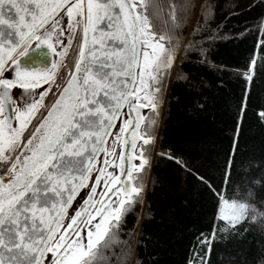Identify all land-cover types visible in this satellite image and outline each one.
I'll return each instance as SVG.
<instances>
[{"label": "snow or ice", "instance_id": "snow-or-ice-1", "mask_svg": "<svg viewBox=\"0 0 264 264\" xmlns=\"http://www.w3.org/2000/svg\"><path fill=\"white\" fill-rule=\"evenodd\" d=\"M215 8L200 2L193 32L211 21ZM196 9L197 0H0V264H106L107 253L115 255L121 225L143 205L177 32ZM37 60L47 63L26 66ZM144 108L155 116L146 117ZM84 189L88 194L74 209ZM243 195L246 200L223 201L232 211L219 218L233 227L249 210L257 213L253 222L264 219L249 203L251 187ZM81 224L87 239L76 231ZM123 243L128 247L118 260L127 264L131 244Z\"/></svg>", "mask_w": 264, "mask_h": 264}, {"label": "trees", "instance_id": "trees-1", "mask_svg": "<svg viewBox=\"0 0 264 264\" xmlns=\"http://www.w3.org/2000/svg\"><path fill=\"white\" fill-rule=\"evenodd\" d=\"M200 2L177 32L143 205L126 217L106 264H123L124 241L127 264H264V219L253 222L249 210L233 227L217 216L219 197L246 200L249 187V203L264 212V0H210L214 17L193 32Z\"/></svg>", "mask_w": 264, "mask_h": 264}, {"label": "water", "instance_id": "water-1", "mask_svg": "<svg viewBox=\"0 0 264 264\" xmlns=\"http://www.w3.org/2000/svg\"><path fill=\"white\" fill-rule=\"evenodd\" d=\"M81 40H82V33H81ZM39 52H47V49H42V50H38ZM52 59V57H51V55L49 54L48 55V60H51ZM45 63H47V61H44L43 63H41L39 60H37V61H35L34 63H29V64H27L26 66H28V67H33V66H35L36 68H38V69H40V68H43L44 67V64ZM24 65H22V67H23ZM73 67H74V65H73ZM14 75V73H9V72H5V76L6 77H9V78H11L12 76ZM150 110V108H144V109H141L140 111L145 115L146 114V112L147 111H149ZM125 112L127 111V109H125L124 110ZM4 115H9V112H8V110L7 109H5V113H4ZM45 115H46V113H45ZM133 115H135V114H133ZM13 121H10V123H12ZM122 123V120L121 121H117V127L116 128H114L113 129V132L116 130V132L119 130V126H120V124ZM110 138V137H109ZM109 138H108V141H109ZM138 143H142V141H138ZM122 150V148H121V146H118V151L117 152H119V151H121ZM103 159H104V156H103V154H100L98 157H97V167H101V166H103ZM136 163H139V161H135ZM113 172L115 173V174H119V169L118 168H116V169H113ZM95 175H96V173L94 174V176H92V179L94 180L95 179ZM88 191H89V189H84V190H82L81 191V193H80V195H78L77 196V198H76V201H74L73 202V207H74V209H79L80 208V206L83 204V199H82V197H86L87 196V194H88ZM105 191V189H103L102 190V192H104ZM101 192V193H102ZM97 199H99V197L97 198ZM113 199H115V197H113ZM69 215H74V211H73V209H71V211H70V209H69ZM85 219H88V217H85ZM97 219H99V218H97ZM68 221H66L65 223H67ZM93 223H95V222H93ZM81 226V225H80ZM90 227V226H89ZM78 229V228H77ZM77 229H76V231H77ZM84 231H83V235H84V237H85V239H87V227L83 224V228H82ZM49 255V257H51V254L49 253L48 254Z\"/></svg>", "mask_w": 264, "mask_h": 264}, {"label": "rangeland", "instance_id": "rangeland-1", "mask_svg": "<svg viewBox=\"0 0 264 264\" xmlns=\"http://www.w3.org/2000/svg\"><path fill=\"white\" fill-rule=\"evenodd\" d=\"M65 43H67V40L65 39L64 41ZM15 126H18V124L15 122L14 123ZM116 132V130L114 131ZM112 137L109 138V141H108V147L111 148L112 147ZM117 151H118V146H117ZM108 171H112L113 172V168H109ZM95 172H93V175L94 176ZM104 189L103 185L101 184V186H99L97 188V191L98 192H102V190ZM98 198V197H97ZM223 201H225L224 199L222 200L221 197H219V208H218V211H217V216L218 218L221 216V215H224V216H230L231 215V209L230 208H226L223 204ZM231 202V201H229ZM223 221H226L225 219H222ZM66 222V221H65ZM227 222V221H226ZM83 228V225L81 224V226L77 229V231H80L81 229Z\"/></svg>", "mask_w": 264, "mask_h": 264}, {"label": "flooded vegetation", "instance_id": "flooded-vegetation-1", "mask_svg": "<svg viewBox=\"0 0 264 264\" xmlns=\"http://www.w3.org/2000/svg\"><path fill=\"white\" fill-rule=\"evenodd\" d=\"M80 39H81V37H80ZM72 63H73V65H74V61H73ZM40 90H41V89H37V91H40ZM12 91H13V95H14V96H18L19 93L21 92V90L18 89V88H17V89H13ZM46 100H47V98H46ZM12 123H13V125L15 126V124H14L15 121H13ZM70 211H71V209H70ZM82 225H83V224H82Z\"/></svg>", "mask_w": 264, "mask_h": 264}]
</instances>
